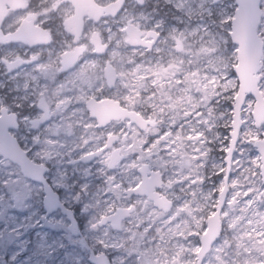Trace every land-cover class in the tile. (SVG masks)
<instances>
[{
    "label": "rangeland",
    "instance_id": "rangeland-1",
    "mask_svg": "<svg viewBox=\"0 0 264 264\" xmlns=\"http://www.w3.org/2000/svg\"><path fill=\"white\" fill-rule=\"evenodd\" d=\"M148 1L151 8L128 0L114 18L88 22L83 38L97 28L108 42L107 52L96 53L89 44L65 71L58 65L61 51L72 45L61 27L71 7L67 2L36 0L35 8L27 10L26 16L35 12L41 22L56 20L61 36L24 49L27 60L18 68L6 64L19 55L17 46L0 45V106L18 112L19 127L12 131L27 154L46 165L48 182L73 209L77 223L71 227L58 208L46 211L41 182L0 154V264H96L89 258L91 249L104 251L111 264H194L225 172L238 86L233 70L237 44L229 33L236 2ZM261 6L258 32L264 40V0ZM20 14L11 15L6 25ZM128 20L158 32L150 50L125 40ZM106 60L117 72L113 86L103 72ZM258 76L264 96V48ZM90 96L114 97L156 123L140 128L128 118H116L97 125L86 104ZM253 100L248 94L241 109L221 232L201 264H264V181L253 143L264 137V121L255 126ZM110 136L109 146L82 159ZM66 143L68 148L60 150ZM114 147L123 157L109 167ZM142 161L162 172L157 189L172 199L169 209L145 193L127 194L126 188L141 179L137 167ZM130 204L134 208L121 228L99 222L116 206Z\"/></svg>",
    "mask_w": 264,
    "mask_h": 264
},
{
    "label": "water",
    "instance_id": "water-1",
    "mask_svg": "<svg viewBox=\"0 0 264 264\" xmlns=\"http://www.w3.org/2000/svg\"><path fill=\"white\" fill-rule=\"evenodd\" d=\"M64 1H70L74 7L73 11L64 18L63 26L66 31L73 35L75 44L72 48L61 52L60 69H68L74 66L78 61L79 55L84 50V44L78 43L84 27V16L87 15V18L93 17L96 20L104 14L114 15L118 12L124 0H112L104 5L97 4L95 0H59V2ZM136 1L142 3L144 0ZM235 2L236 6L231 18L229 33L232 41L237 44V61L233 64V70L237 75L238 86L233 98L230 137L225 155V172L223 174L222 187L217 194L215 207L206 216V226L199 237V246L196 250L194 264L202 263L206 252L211 248L221 232V211L226 200L234 146L242 126L241 109L248 94L254 97L252 116L255 126H259L264 121V96L259 87L258 76L264 48V40L258 32L263 12L261 0H235ZM28 5V0H0V43L21 40L26 44L33 45L51 41L49 29L36 22L31 16L22 17L19 24L13 29L3 28V23L10 10L25 9ZM125 29L128 33L126 40L129 43L137 44L144 41L143 38L139 37L138 27L132 22H128ZM153 35L155 37L156 32ZM153 39L150 41L152 42ZM91 42L94 44L96 52L103 53L106 51L107 43L102 41L99 33L93 32ZM19 63L20 59L6 60L8 68H12ZM103 70L108 86H113L117 78L114 66L106 60ZM86 104L90 109V113L96 118L97 125H104L109 120L116 118H128L129 122H135L140 128L146 127L147 124L154 125L156 123V119L146 117L136 109L122 105L118 99L111 96L101 98L90 96ZM44 115H47L46 110ZM18 124L17 112L2 104L0 106V154L17 163L22 174L41 182L44 191L42 201L46 211L50 212L58 208L67 216L70 226L75 227L77 223L73 209L62 200L58 191L48 182L45 175L46 165L32 159L12 131ZM113 139L112 136L108 137L103 147L85 153V158L89 160L100 153L104 147L112 143ZM253 143L259 152V170L264 181V137H255ZM122 157L123 155L117 147L112 148L107 161L108 166L114 167ZM137 169L141 174V179L138 184L126 188L127 194L145 193L158 207L164 210L169 209L172 205V199L166 197L157 189L162 184V172L160 169L152 168L146 161H142ZM133 208L134 204L118 205L113 211L102 215L99 222L109 221L112 227L119 229L121 228L122 219L128 216ZM89 258L96 264H111L110 258L104 251L96 252L91 249Z\"/></svg>",
    "mask_w": 264,
    "mask_h": 264
},
{
    "label": "flooded vegetation",
    "instance_id": "flooded-vegetation-1",
    "mask_svg": "<svg viewBox=\"0 0 264 264\" xmlns=\"http://www.w3.org/2000/svg\"><path fill=\"white\" fill-rule=\"evenodd\" d=\"M96 1V3L97 4H102V5H104V4H108V2H110V1H112V0H95ZM127 1L128 0H124L123 1V3H122V5H121V7H120V9L118 10V12L116 13V14H114V15H111V14H104V15H101L98 19H96V20H94V18L93 17H91V18H87V15H85L84 16V27H83V30H82V33L80 34V36H79V40H78V43H81V44H84V50L82 51V53L79 55V57H78V61L74 64V66L80 61V59L82 58V56H83V54H84V52H85V50L88 48V46H89V44L90 45H92V50L94 51V52H96L95 50H94V44L91 42V36H92V34H93V32H97V33H99L100 34V36H101V38H102V41H104V42H106L107 43V48H106V51L105 52H103V54H106V52H107V49H108V42L107 41H105V39H104V37H103V34H101V32H99V30L97 29V28H92L91 29V32H89V36L88 37H85V38H83V33L84 32H86V25H87V23L88 22H99V21H101L102 19H104V18H108V19H112V18H114L115 16H117L122 10H123V8L126 6V4H127ZM135 1V3L134 4H136V5H139V6H141V7H145V8H147V7H150L151 8V4L149 3V1L148 0H144L142 3H140V2H138V1H136V0H134ZM28 2H29V5H28V7L27 8H25V9H17V10H10L9 12H8V15H7V18H6V20L4 21V29H13V28H15L18 24H19V21H20V19L22 18V17H33L34 18V20L36 21V22H38V23H40L41 25H43L44 27H46L47 29H49V31H50V33H51V41L49 42V43H51L53 40H55L57 37H60L61 35L60 34H58L57 32H56V30H55V22H56V20H52V19H49V20H45V21H43V22H41V21H39L38 19H36L35 18V16H36V14H35V12H34V14H33V12L31 13L30 11V13L28 12V14L29 15H27L26 16V12H27V10L29 9V10H33L34 8H35V6H36V0H28ZM69 3L70 4V10H69V12H67L66 14H65V16H64V18L65 17H67L72 11H73V5H72V3L70 2V1H64V2H60V3ZM21 13L20 14V19L19 20H17L16 22H11L10 24H8V25H6V23H7V20L9 19V17L11 16V15H13L14 17L15 16H17L16 14L17 13ZM64 18H63V20H64ZM108 19H107V22H108ZM63 20H62V24H61V27H62V29L65 31V32H67V35H69V37H71L72 38V45L70 46V47H68V48H66V49H64V50H67V49H70V48H72L73 46H74V44H75V42L73 41V35L71 34V33H69L68 31H66L65 29H64V26H63ZM128 22H132V21H127L126 23H125V25H124V31H125V33H126V37L128 36V33H127V31H126V29H125V26L128 24ZM133 24H135L134 22H132ZM135 26L136 27H138L136 24H135ZM138 29H139V37H141V38H143V42H139V43H137V44H141V45H143V46H145V48L147 49V50H150L151 48H152V46L154 45V43L156 42V40H157V38H158V32H156L155 30H153V29H150V28H147V29H140L139 27H138ZM101 31V30H100ZM154 32H156V36L154 37ZM126 37H125V40H126ZM154 38V39H153ZM153 39V41L151 42L150 40H152ZM127 41V40H126ZM128 42V41H127ZM146 42V43H145ZM150 42V44H148ZM8 43H14L17 47L16 48H18V50H19V55H17L16 57H15V59H20V63L19 64H17L16 66H14V67H12V68H8V66H7V68L8 69H14V68H18L21 64H23V62L24 61H26L27 59H26V57L25 56H23V55H25L24 53H25V50L26 49H29L30 47H36L37 45H46V44H49V43H37V44H33V45H29V44H26V43H24L23 41H21V40H17V41H12V42H8ZM129 43V42H128ZM3 44H6V43H0V45H3ZM129 44H131V45H134V44H132V43H129ZM25 49V50H24ZM64 50H62V51H64ZM61 51V52H62ZM27 52V51H26ZM96 53H98V52H96ZM6 60V59H5ZM14 60V59H13ZM60 61H61V53H60ZM60 66H61V62L59 63V65H58V70L59 71H65V70H68V69H70V68H68V69H60ZM73 67V66H72ZM71 67V68H72ZM103 72H104V70H103ZM105 75V74H104ZM87 101V100H86ZM5 102L6 103H8L6 100H5ZM4 102V103H5ZM6 105V104H5ZM9 107V106H8ZM43 107H45V106H43ZM18 113V112H17ZM45 116V117H44ZM18 117H19V115H18ZM47 117V115H42V117H41V120H45V118ZM20 122V121H19ZM19 127V124H18V126L16 127V128H18ZM20 140V139H19ZM82 159H84V160H87L86 158H85V156L83 155L82 156Z\"/></svg>",
    "mask_w": 264,
    "mask_h": 264
},
{
    "label": "bare ground",
    "instance_id": "bare-ground-1",
    "mask_svg": "<svg viewBox=\"0 0 264 264\" xmlns=\"http://www.w3.org/2000/svg\"><path fill=\"white\" fill-rule=\"evenodd\" d=\"M205 3V2H204ZM200 4H202V2H200ZM84 120V119H83ZM68 145H70L69 143H66V144H64L63 145V147H60V150L62 149V148H64V149H66V148H68ZM152 211V210H151ZM198 213V212H197ZM198 215V214H197Z\"/></svg>",
    "mask_w": 264,
    "mask_h": 264
}]
</instances>
